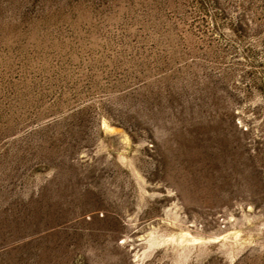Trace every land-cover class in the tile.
<instances>
[{"label":"rangeland","instance_id":"obj_1","mask_svg":"<svg viewBox=\"0 0 264 264\" xmlns=\"http://www.w3.org/2000/svg\"><path fill=\"white\" fill-rule=\"evenodd\" d=\"M0 264H264V0H0Z\"/></svg>","mask_w":264,"mask_h":264}]
</instances>
